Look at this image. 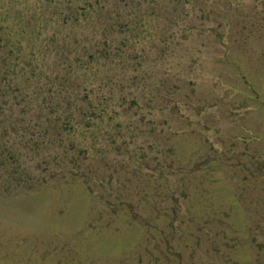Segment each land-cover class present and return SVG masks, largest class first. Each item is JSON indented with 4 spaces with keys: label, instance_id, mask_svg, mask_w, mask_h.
Segmentation results:
<instances>
[{
    "label": "rangeland",
    "instance_id": "374dc122",
    "mask_svg": "<svg viewBox=\"0 0 264 264\" xmlns=\"http://www.w3.org/2000/svg\"><path fill=\"white\" fill-rule=\"evenodd\" d=\"M125 1L0 0L11 40L0 50V68L10 65L0 154L27 170H0V264H264V0H191L176 26L172 12L146 13L154 43L139 45L137 71L96 61L89 43L98 3L108 20ZM76 33L91 62L78 61ZM110 89L121 128L106 138L105 119L84 106L88 96L106 106ZM55 100L60 121L76 106L83 115L77 160L62 143L36 152L28 139ZM16 179L45 183L26 191Z\"/></svg>",
    "mask_w": 264,
    "mask_h": 264
},
{
    "label": "trees",
    "instance_id": "16d2710c",
    "mask_svg": "<svg viewBox=\"0 0 264 264\" xmlns=\"http://www.w3.org/2000/svg\"><path fill=\"white\" fill-rule=\"evenodd\" d=\"M190 1L191 0H127L125 2H129V3L128 5L126 4L125 8L121 10L120 9L110 10L111 14L108 20H107L106 13H102V9H104L105 7L104 5L106 4L103 3V5H100L98 3L99 11L101 12V14H99L96 18L98 22L96 23L97 27L94 29V34L90 37V40H89L90 46L94 47L97 53L93 56L92 54H90L87 48H83L81 46L83 42L82 38L83 37L86 38V36L82 35L81 33H76L75 37L72 38V40L75 39L76 37L78 38V40H74V46H75L74 49L79 48V46L81 47L79 51L76 52L77 53L76 57L78 61H82L83 59L87 57L88 62H91L90 59H92V56H93V57H97L95 58L96 61L103 58L107 62L109 61L111 64H113V66L115 65H117V67H124V66L132 67L133 66L135 71H137L136 70L137 67H142L144 66V63L147 62L146 56H145L146 54L141 53L140 50L138 49L139 45L142 43V41L143 43H146L149 40L152 43H154L153 42L154 37L149 38V39L144 37L145 34L147 35L146 25L148 24L144 20L146 13H147V16L149 15V17H159L160 19L163 16H165L167 12H172L173 15L172 14L171 15L173 18L171 19L173 23L170 22V24H174L176 26V18L178 19L182 17L183 19V17L185 18L187 16L186 13L183 14L184 11L182 10V8L186 7V5H188ZM143 4H148L149 6H147L146 8H143ZM171 4H172V7L170 8ZM82 10L88 11L89 16L85 18L89 19L92 11L94 10V6L91 3H87L86 6L82 8ZM114 12H115V16H114ZM70 19L71 18L63 21L64 25L68 24ZM170 24L169 22H166L167 28L160 27V26L157 27L160 45L163 43L162 41H164V37L166 36L167 31L171 29V27H169ZM143 32L145 34H143ZM2 33L0 32L1 34L0 35V50L2 51L5 48L6 50H9L10 48L9 43L11 40L8 38V36H5V38H3ZM140 36H141V42L138 39ZM168 38L173 40V36H168ZM77 41L78 43L76 44ZM19 48L20 46H17V45L15 46L16 50H19ZM87 52H89V54H87ZM10 55H13V53L11 52ZM14 58L16 57L14 56ZM126 58H127V61L123 62L124 59ZM28 65L30 69L29 61H28ZM4 66L5 67L1 65V68H0L1 71H3V75H2L3 81H1L2 83L3 82L6 83L7 81L6 77L10 76V71H9L10 65L4 63ZM72 73L67 76L72 75ZM136 77L137 76H132L130 80ZM108 81L110 84L112 83L111 82L112 79H109ZM101 87L102 86H100V88ZM110 91L111 92L108 93V97L103 98V101L107 102V105L104 107H101L100 109L95 107V105L92 103V99L89 96L86 97V99L84 98L85 102L87 103L84 106V108L86 107V109L91 110L93 112L92 120L95 117L100 118L101 120L105 119L103 128H100V131H101L102 136L106 138H108V135H118L116 133L111 134V132L114 131L115 129L119 130L121 128V124L116 122L117 117H118L117 115H119L120 113L113 111L114 109L113 107L115 105L113 104V107L111 106V103H112L111 100L114 94L111 89ZM61 95H58V96H61ZM56 99H58V97ZM53 103H54L53 105L54 109L41 112L39 114L40 117L38 121L31 122V125L34 128L30 127L28 139L29 141H31L33 145H35L36 152L40 150L42 145H44L45 141H51L52 143H55L57 150L59 148L56 145V143L58 142L62 143V147H63L62 150L64 149L72 157L76 158L75 160H77L78 156L83 157V151L86 150L82 148L80 144L81 141H78L79 140L78 136L80 133L78 129L81 124L80 123L81 117L83 118V115L80 112V107L76 106L75 108H73L71 110V113H69L70 116L65 118L67 119L65 122V119L62 121L59 120L60 119L59 115L58 116L56 115L55 117V112L58 110V107H59L58 100H55V102ZM122 106L123 104L121 103V107ZM104 108L105 110H101ZM96 109L100 111V114H95ZM105 112H108V113H105ZM90 124L91 122H87V124L85 125L86 127H84L85 130L90 129L88 128ZM4 131H7V130L4 128ZM25 131L28 132V128L25 129ZM98 137L99 136H96L94 138H98ZM114 140L115 139H113L112 141ZM63 152L64 151H62V153ZM66 156L67 154L64 157ZM83 159L84 158H82V161ZM15 160L20 161V156L13 157L12 153L10 154L4 153V155L0 154V170L5 171V172L7 171L14 172V174H9L10 176H15L16 172L21 175L26 173L27 170L24 169L25 168L24 165H22L21 163ZM12 162L13 164L16 163V166L14 165L15 169H13V171H11V169H8L7 167V165L11 164ZM74 165H75V162L73 166ZM30 179L32 180L31 177ZM16 180L17 181L15 180L12 181L13 184L16 186H21L23 189H26V190H32L33 188H37L41 186L40 185L41 183L39 182H35V184L33 185V183L31 182L26 184L25 181H22V180L19 181V179H16ZM3 191L8 192V190H3Z\"/></svg>",
    "mask_w": 264,
    "mask_h": 264
},
{
    "label": "flooded vegetation",
    "instance_id": "af4514ba",
    "mask_svg": "<svg viewBox=\"0 0 264 264\" xmlns=\"http://www.w3.org/2000/svg\"><path fill=\"white\" fill-rule=\"evenodd\" d=\"M79 157H80V156H78V158H79ZM78 158H77V159H78ZM75 163H76V162H75Z\"/></svg>",
    "mask_w": 264,
    "mask_h": 264
}]
</instances>
